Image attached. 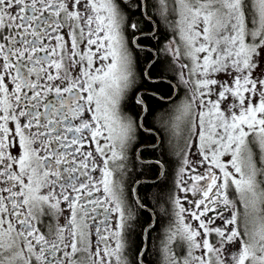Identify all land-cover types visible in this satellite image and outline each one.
I'll list each match as a JSON object with an SVG mask.
<instances>
[{
	"label": "snow or ice",
	"instance_id": "6c2138e0",
	"mask_svg": "<svg viewBox=\"0 0 264 264\" xmlns=\"http://www.w3.org/2000/svg\"><path fill=\"white\" fill-rule=\"evenodd\" d=\"M0 264H264V0H0Z\"/></svg>",
	"mask_w": 264,
	"mask_h": 264
},
{
	"label": "trees",
	"instance_id": "16d2710c",
	"mask_svg": "<svg viewBox=\"0 0 264 264\" xmlns=\"http://www.w3.org/2000/svg\"><path fill=\"white\" fill-rule=\"evenodd\" d=\"M167 38H168V34H166V32H162V36H161V39L165 41V43L163 45H161V47H164L166 46V42H167ZM159 59L161 61V64L162 65H167V62L168 60L170 59V56L166 55L165 53L161 52L159 54ZM171 73H168L166 76H165V79H170L171 78ZM174 82V81H173ZM134 173H133V177H134ZM151 191L153 190H149V189H145V188H141L140 189V192L141 194H144V193H148V199L151 198ZM163 219V218H162Z\"/></svg>",
	"mask_w": 264,
	"mask_h": 264
},
{
	"label": "flooded vegetation",
	"instance_id": "af4514ba",
	"mask_svg": "<svg viewBox=\"0 0 264 264\" xmlns=\"http://www.w3.org/2000/svg\"><path fill=\"white\" fill-rule=\"evenodd\" d=\"M174 83V82H173Z\"/></svg>",
	"mask_w": 264,
	"mask_h": 264
},
{
	"label": "rangeland",
	"instance_id": "374dc122",
	"mask_svg": "<svg viewBox=\"0 0 264 264\" xmlns=\"http://www.w3.org/2000/svg\"><path fill=\"white\" fill-rule=\"evenodd\" d=\"M167 43V42H166Z\"/></svg>",
	"mask_w": 264,
	"mask_h": 264
}]
</instances>
